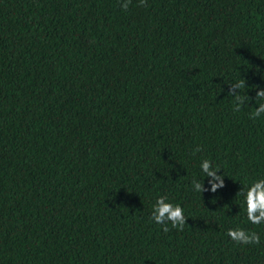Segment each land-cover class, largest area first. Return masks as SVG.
Returning <instances> with one entry per match:
<instances>
[{
    "label": "trees",
    "instance_id": "1",
    "mask_svg": "<svg viewBox=\"0 0 264 264\" xmlns=\"http://www.w3.org/2000/svg\"><path fill=\"white\" fill-rule=\"evenodd\" d=\"M125 2L0 0V264H264V0Z\"/></svg>",
    "mask_w": 264,
    "mask_h": 264
},
{
    "label": "clouds",
    "instance_id": "2",
    "mask_svg": "<svg viewBox=\"0 0 264 264\" xmlns=\"http://www.w3.org/2000/svg\"><path fill=\"white\" fill-rule=\"evenodd\" d=\"M131 0H126L122 5L123 10H127ZM145 0H140L141 5H143ZM246 87L245 80L238 81L236 83L230 84L228 95L234 97L236 101L235 111H239L241 106L248 101V95H241L240 90ZM255 100H264V89H257ZM264 114V103H260L256 108L255 112L252 114V118L260 117ZM199 151V149H197ZM201 170L206 177H210L208 183L210 184V189L204 187V183L193 181L194 190L200 192L201 194L210 190L215 193L218 188L224 187L223 175H218L220 171L218 168L213 169L210 161L204 160L201 163ZM240 194H244L243 191ZM168 198L166 196H161L157 199L155 205L153 206V213L151 219L157 224L163 226V231L168 232L170 229L168 224L170 223L172 228H176L180 231L183 230L186 224V217L184 211L180 205H173L167 202ZM246 204V216L247 220L254 225L264 224V179H259L252 183L248 187L245 196ZM228 236L237 243H242L245 245L249 244H259L260 237L255 232H247L243 229H229Z\"/></svg>",
    "mask_w": 264,
    "mask_h": 264
}]
</instances>
